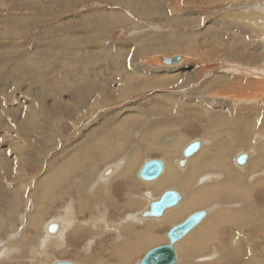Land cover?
Wrapping results in <instances>:
<instances>
[{"label":"rangeland","instance_id":"rangeland-1","mask_svg":"<svg viewBox=\"0 0 264 264\" xmlns=\"http://www.w3.org/2000/svg\"><path fill=\"white\" fill-rule=\"evenodd\" d=\"M8 1H0V264H32L37 257L32 247L40 249L39 233L43 234L46 223L50 226L52 220L63 217L70 202L75 229L69 230L61 252L51 247L53 257L48 264L59 260L124 264L126 259L129 264H139L149 250L167 243L169 229L190 213L207 209L213 214L237 206L242 213L235 222L244 225L241 230L230 225L224 213L225 219H215L199 242L190 243L189 237L201 227L179 241L177 264L183 261V247L197 251L190 259L195 264H214L219 259H223L221 264H253L255 257L264 260V250L256 246L261 232L255 230L257 221L244 214L247 208L258 209L250 215L256 219L260 210L264 212V161L251 169L249 160L243 166L236 160L242 153L255 151L258 162V147L264 145V86L261 92L251 81L263 79L245 73L248 69L264 74V0ZM105 18L109 21L102 23ZM160 55L183 59L178 65L166 66L154 60ZM185 63L189 64L178 73L170 70ZM159 72L177 77L183 73L190 79L163 77L166 81L160 83L150 78ZM241 92L256 98H231ZM218 110L240 117L248 111L250 118L245 115L233 126L220 125L216 132L212 129V134H206L216 118L212 112ZM87 125L91 126L85 131ZM194 140L205 143L202 150L190 159V167H180L177 161L183 149ZM70 145L72 153H66L71 151L67 149ZM152 158H161L166 165L170 160L176 181L155 189V184L171 177L138 178L135 173ZM118 162L128 171L123 179H130L131 189L119 180L111 183L112 195H107L111 184H96V173L100 176L103 169ZM47 169L51 171L41 178ZM71 173L73 180L81 181L80 187L70 179ZM206 175L208 179L200 183ZM15 182L26 186L16 188ZM135 188L140 195L149 192L152 196L141 199L130 194ZM171 188L180 190L185 198L192 196L194 203L180 220L164 223L166 217H162L136 223L127 219ZM96 198L106 206L97 209ZM177 208L180 211L178 206L169 211ZM98 210L105 212L109 226L92 227L90 220ZM250 233L254 241L248 248L244 238ZM147 239L158 240L151 245ZM89 240H93L91 254L84 251ZM15 242L20 243L19 249L16 247L9 260L4 253ZM236 247L241 250L237 256ZM206 256L214 258L198 260Z\"/></svg>","mask_w":264,"mask_h":264},{"label":"bare ground","instance_id":"bare-ground-1","mask_svg":"<svg viewBox=\"0 0 264 264\" xmlns=\"http://www.w3.org/2000/svg\"><path fill=\"white\" fill-rule=\"evenodd\" d=\"M1 2H7L8 0H0ZM9 2V1H8ZM256 3V2H255ZM7 5V4H6ZM113 14V13H112ZM124 13H122V14H114V15H123ZM111 15V14H110ZM111 18H113V16H110ZM105 21H109V19L108 18H105V20H102L101 22L103 23V22H105ZM101 23V24H102ZM107 24V23H106ZM106 24H104V25H106ZM1 33V32H0ZM3 33V32H2ZM77 35V34H76ZM82 35V34H81ZM147 37V36H146ZM155 40V39H154ZM123 47V46H122ZM84 50V49H83ZM163 54H165V53H163ZM160 57H162L161 55L160 56H158L157 58H154V60L155 61H160ZM151 60V59H150ZM186 60V59H185ZM189 60V59H188ZM224 61V60H223ZM161 64V63H160ZM163 64V63H162ZM189 64V63H188ZM188 64H186L185 63V65H179V66H176V67H174L173 69H171L170 68V70H176L177 71V73H178V69H180L181 68V70H184V68H185V66L186 65H188ZM230 64V63H229ZM153 65H155V64H153ZM233 65V64H232ZM167 66V65H166ZM166 66H164V68H166ZM169 66V65H168ZM234 66V65H233ZM238 66V65H237ZM149 67H150V65H149ZM155 67V66H154ZM157 67V66H156ZM245 67V66H244ZM222 68H224V65L222 66ZM246 68H248V67H246ZM257 68V67H256ZM254 69V68H253ZM252 69V70H253ZM167 70H169V69H167ZM196 70V69H195ZM260 70V69H259ZM261 70H264V66H263V69L261 68ZM192 71V70H191ZM190 71V72H191ZM194 71V70H193ZM198 71V70H197ZM197 71H195V73H197ZM243 71V70H242ZM256 71H258V70H256ZM183 72V71H182ZM233 73V72H232ZM245 73L248 75V77H252V76H255V77H261L262 79H263V82H258V81H255V80H251L252 81V83L254 84V85H257L256 87H257V89L256 90H259V91H261L262 92V90H263V86H264V74L263 75H258V74H254V72L253 71H249L248 69L245 71ZM262 73H264V72H262ZM261 73V74H262ZM180 74H181V72H180ZM183 74V73H182ZM181 74V76H174V75H177V74H170V73H159V75H153L152 77H150L151 79H154L155 81H158V82H160V83H162V82H165L166 80H163V77H173V78H175V77H177V78H179V80H180V77L181 78H184V76ZM194 74V73H193ZM217 74V73H216ZM219 74V73H218ZM260 74V73H259ZM222 75V74H221ZM189 77H191V76H189ZM245 78H247V77H245ZM244 78V79H245ZM185 79V78H184ZM190 79V78H189ZM189 79H185V80H189ZM248 79V78H247ZM146 80V79H145ZM249 80H250V78H249ZM249 80H247V81H245V82H248ZM261 80V79H260ZM262 81V80H261ZM158 82H157V84H158ZM237 82V81H236ZM171 83V82H170ZM209 83V82H208ZM251 83V82H250ZM247 84H249V83H247ZM239 85V84H238ZM206 86V85H205ZM246 86H244V88H245ZM118 88V87H117ZM242 88V87H241ZM248 88V87H247ZM243 89V88H242ZM255 90V91H256ZM157 95L158 96H162V94H158L157 93ZM157 95H155V96H157ZM250 95V94H249ZM249 95H246V93L244 94V93H242L241 92V94H238L237 96H232L231 98L232 99H240V101H243L244 99H248V100H252V99H255V98H253V96H249ZM153 96V95H152ZM169 96V95H168ZM223 96V95H222ZM224 96H226V95H224ZM223 96V97H224ZM260 96H261V94H260ZM214 97V96H213ZM213 97H211V98H213ZM216 97H217V95H216ZM218 97H220V94H218ZM222 99V98H221ZM214 100V99H213ZM75 101H77V100H75ZM149 101V100H148ZM234 101V100H233ZM15 102V101H14ZM222 103V102H221ZM234 103V102H233ZM31 107V106H30ZM224 110H218V111H213L212 113L216 116V118L215 119H213L212 120V123L210 124V127H208L207 129H205V132H206V134H212V133H209V130H211V131H213L212 129H214L215 130V132H216V130L218 129V127L221 125H225V126H233L235 123H236V121H237V118L238 119H244V117H245V115H247L246 116V118L245 119H249L250 118V112H248V111H246V113L247 114H245L244 116H242V117H240V114H236L235 113V115L233 116V115H231V114H226L225 115V112H223ZM237 112V111H236ZM238 113H239V111H238ZM58 116V115H57ZM227 118V119H226ZM252 118V117H251ZM54 122H55V120H54ZM248 123V122H247ZM54 124V123H53ZM79 124V123H78ZM76 126H78L77 125V123H76ZM91 126V125H90ZM90 126L89 125H87L86 126V128H85V131H88L89 130V128H90ZM225 126H224V128H225ZM262 126L264 127V119L262 120ZM57 128V127H56ZM227 128V127H226ZM81 129V128H80ZM45 130V129H44ZM43 130V131H44ZM47 130H50V128L48 129L47 128ZM220 130H221V128H220ZM43 131H41V132H43ZM58 131V130H57ZM60 131V130H59ZM49 132V131H48ZM50 132H52V131H50ZM49 132V133H50ZM55 132V131H54ZM53 132V133H54ZM221 132V131H220ZM223 132V131H222ZM80 133V132H79ZM86 133V132H85ZM219 133V132H218ZM55 134V133H54ZM53 134V135H54ZM83 134H84V132H83ZM219 135V134H218ZM49 139V138H48ZM255 140V139H254ZM256 140H259V138H256ZM79 140L77 139V142H78ZM23 142V141H22ZM86 142V141H85ZM203 142V141H202ZM255 143H256V141H255ZM18 145H19V143H17ZM28 144V143H27ZM70 144V143H69ZM76 144V143H75ZM204 142H203V145H202V148H203V146H204ZM24 145V144H23ZM259 145H260V143H259ZM12 146H14V145H12ZM72 146L73 145H70L69 147H67V149H69V150H71V151H68V150H66L65 152L66 153H72ZM76 146V145H75ZM78 147V146H77ZM19 148V147H18ZM55 148V147H54ZM75 148V147H74ZM163 148V147H162ZM202 148H201V150H202ZM206 148V147H205ZM204 148V149H205ZM53 149V148H52ZM77 148H75L74 149V152H75V150H76ZM166 149V148H165ZM258 149L260 150L259 151V153H260V157H258L259 159H258V162H257V160L255 161V159H254V157H253V155L255 156L256 155V153H255V151H251L252 153H249V155H250V157H249V163H250V165H249V167L251 166V169H254V168H256V166L258 165V164H260L261 162H263L264 161V152L262 153V151H264V145L263 144H261L259 147H258ZM23 150V149H22ZM160 150V149H159ZM164 150V149H163ZM200 150V151H201ZM19 151H21V149L19 150ZM199 151V152H200ZM183 152V151H182ZM198 152V153H199ZM207 152V151H206ZM258 152V151H257ZM21 153H24V151L23 152H21ZM34 153V152H33ZM60 153V152H59ZM164 153V152H163ZM197 153V154H198ZM197 154H195L194 156H192V157H190V158H188V159H184V157L182 156V158H180L177 162H178V165L180 166V167H185V166H187V167H190L191 166V164H189V161H190V159L191 158H194ZM59 155V154H58ZM163 155V154H162ZM183 155V154H182ZM21 156H22V154H21ZM31 156V155H30ZM61 156V155H60ZM67 156V155H66ZM166 156V155H165ZM18 157V156H17ZM20 157V156H19ZM209 157V156H208ZM23 158V157H22ZM32 158V157H31ZM60 158V157H59ZM70 158H72V157H70ZM236 158V157H235ZM63 159V158H62ZM74 159V158H73ZM18 160V159H17ZM17 160H14L15 161V163H17ZM22 160V159H21ZM55 160H56V158H55ZM59 160V159H58ZM58 160H56V161H58ZM61 160V159H60ZM66 160V159H65ZM72 160V159H71ZM163 160V159H162ZM29 161V160H28ZM31 161V160H30ZM29 161V162H30ZM77 161V160H76ZM164 161V160H163ZM222 161V160H221ZM236 161V160H235ZM254 161V162H253ZM20 162V161H19ZM63 162V161H62ZM84 163H85V161H83ZM94 162H96V161H94ZM165 162V161H164ZM170 160H167V163H168V165H166V163H165V165H166V168H165V170H164V172H163V175H162V177L164 176V174H166L165 176H164V178L166 177V176H170L171 178L167 181V180H164V181H162V182H160V184L158 185V186H156L157 184H155L154 186H153V188L155 187V189L156 188H158V189H161V187H164V186H166V185H168V184H171V183H173V182H175L176 180L174 179V178H172V174H171V171H172V167H171V164H170ZM177 162H176V164H177ZM211 162V161H210ZM14 163V164H15ZM31 163V162H30ZM38 163V162H37ZM53 163V162H52ZM56 163V162H55ZM23 164V163H22ZM21 164V165H22ZM25 164V163H24ZM63 164V163H62ZM78 164V163H77ZM91 164V163H90ZM247 164V163H246ZM20 165V164H19ZM28 166V165H27ZM168 166V167H167ZM16 167H18V165L16 166ZM55 167V166H54ZM60 167V166H59ZM58 167V168H59ZM123 167H125V165H123L122 163H120V162H118V163H115V164H113V165H109L108 167H106L104 170H103V172H101V174H100V176H99V178H98V180L95 182L96 184H97V182L98 183H101V184H103V185H105V186H108L109 185V183H111V181H112V179L113 178H118L120 175L119 174H122V177L123 176H125V174L126 173H128V171L127 170H124L123 169ZM21 168V167H20ZM51 168V167H50ZM206 169V168H205ZM72 170V169H71ZM51 171V169H47L46 171H45V173H44V175L43 176H41V178H43L44 179V177L46 176V174L47 173H49ZM139 171H140V169H139ZM139 171H137L135 174L137 175L138 174V178H140L139 177ZM174 171V170H173ZM203 171H204V169H203ZM44 172V171H43ZM67 172V171H66ZM168 174H167V173ZM64 173V172H63ZM115 173V174H114ZM119 173V174H118ZM17 174V173H16ZM171 174V175H170ZM67 176H69V175H67ZM96 176H98V175H96ZM113 176V177H112ZM132 176H133V173H132ZM207 176H209V175H206V177L205 176H203L202 178H200V180H201V182L200 183H203L205 180H207L208 179V177ZM210 176H211V174H210ZM22 177H23V174H22ZM54 177H56V176H54ZM73 177V176H72ZM112 177V178H111ZM11 178V177H10ZM62 178H64V177H62ZM133 178V177H132ZM137 178V179H138ZM168 178V177H167ZM49 179V178H48ZM65 179V178H64ZM67 179V178H66ZM72 179V178H71ZM75 179V178H74ZM108 179H110V180H108ZM160 179V178H159ZM162 179V178H161ZM160 179V180H161ZM11 180V179H10ZM34 180V179H33ZM38 180V179H37ZM39 180H40V178H39ZM67 180H69V179H67ZM213 180V179H212ZM12 181H14V180H12ZM16 181V180H15ZM64 181V180H63ZM125 181V180H124ZM17 182V181H16ZM16 182H15V186H16V188H24L26 185H25V183H23V186L21 187H19V186H17L16 185ZM21 182V181H20ZM80 182V181H79ZM233 182V181H232ZM236 182V181H235ZM239 182V181H238ZM22 183V182H21ZM29 183H30V181H29ZM76 183H78L77 181H76ZM131 181L129 180L128 181V189H131ZM143 183H145V182H143ZM207 183V182H206ZM212 183V182H211ZM11 184H12V182H11ZM79 184V183H78ZM96 184H94V186H96ZM198 184V183H197ZM3 185H5V186H7L6 184H3ZM77 185V184H76ZM80 185V184H79ZM93 185V184H92ZM232 185V184H231ZM29 186H30V184H29ZM93 186V189L95 188ZM56 187V186H55ZM97 187H99L100 188V186H97ZM96 187V188H97ZM185 188L187 187V186H184ZM232 187H233V185H232ZM235 187H237L238 189H239V186H237V183H235ZM9 189H10V186L8 187ZM50 188V187H49ZM14 191H15V187L13 186V188H12ZM30 189V188H29ZM35 189V188H34ZM45 189V188H44ZM101 189V188H100ZM152 189V188H151ZM176 189V188H175ZM246 189V188H245ZM7 191H8V189H6ZM22 190V189H21ZM24 190V189H23ZM49 190V189H48ZM96 190V189H95ZM102 190V189H101ZM166 190H168V189H166ZM165 190V191H166ZM176 190H178V189H176ZM198 190V189H197ZM47 191V190H46ZM180 191V190H179ZM1 192V191H0ZM5 192V191H4ZM9 192V191H8ZM24 192V191H23ZM28 192H30V191H28ZM2 193V192H1ZM12 194H14L13 192H11ZM19 193V192H18ZM106 193V192H105ZM163 193V192H162ZM182 193V192H181ZM200 193V192H199ZM8 194V193H7ZM15 194H17V193H15ZM109 194H111V188L109 189ZM108 194V195H109ZM130 194H134L135 196H139L141 199H144V198H149V197H151L152 196V194H150L149 192L148 193H145V195H140V193L138 192V189L137 188H135V191H133V193H130ZM183 194V193H182ZM34 195V194H33ZM13 196V195H12ZM161 196V195H160ZM187 196L188 195H186V198H187ZM189 197V196H188ZM192 197V196H191ZM191 197H189V200H188V202L186 203L185 202V204L183 203L185 200H186V198L184 197V195H183V199H182V201H181V203L178 205V207L179 208H181L182 209V206L184 205V207H183V209L181 210L180 209V211L178 210V208H177V210H175V209H173V210H171V211H169V210H167L166 212H165V214L163 215V217L165 218V221H164V223H173V222H176V221H178V220H180V218H182V217H184V214L188 211V210H190V209H192V206H193V200L191 201ZM27 198V197H26ZM195 198H196V196H195ZM0 199H1V197H0ZM29 199V198H28ZM158 199V198H157ZM2 200V199H1ZM4 200H6V198L4 199ZM80 200V199H79ZM154 200H156V199H151L148 203H149V205L146 207V209L145 210H142V211H137V212H135V213H131V215H129L130 216V221H132V222H136V223H143V222H148L150 219H152V217H146V218H142L141 217V215H144V213H145V211H147L148 209H149V207H150V204H151V202L152 201H154ZM210 200V199H209ZM30 201V200H29ZM146 201V200H145ZM135 204V203H134ZM144 205V204H143ZM241 205V204H240ZM129 206V205H128ZM127 206V207H128ZM134 206V205H133ZM219 206V205H218ZM217 206V207H218ZM216 207V208H217ZM221 207V206H220ZM227 207V205L225 206V208ZM234 207H236V206H234ZM254 207V206H253ZM255 208V207H254ZM224 209V208H223ZM66 211H65V213H64V215L63 216H65V218H67V217H71V218H73L72 216L74 215V213H73V211L71 210L70 211V209H65ZM197 211V210H196ZM206 212H207V215L209 216V212H211L210 210H205ZM232 211V212H231ZM257 211H258V209H253V208H251V209H246L245 210V212H244V214H245V216L249 219L250 218V220H256L257 221V225L258 226H256L255 227V230H256V232H260V235L256 238V246H257V248L258 249H261L262 251L264 250V212H263V210H260L261 211V213H260V215H257V217H256V219H252L251 218V214H255V213H257ZM35 212V211H34ZM168 213H171V214H169L168 216H167V214ZM209 213V214H208ZM224 213H227L228 214V216H229V218H230V221H229V223H230V225H233L234 227H237L236 229H242L243 228V226L244 225H242V224H240V223H237V222H235L236 221V219L238 218H235L236 217V215H238V214H240V213H242V209H240V208H238V206H237V208L236 209H229V210H217V211H215V213H213L212 214V212H211V216L208 218V220H206L207 222L202 226L201 224V226L199 225L198 226V228H196V229H199L200 227V229L195 233V234H192L196 229H194L191 233H189L186 237H188V236H190L191 234V236L189 237V242L191 243H193V241H194V243L195 242H199V239H200V237H201V234H203L204 233V230H206L207 228H208V226L209 225H211L212 223H213V221H215L216 222V220L218 221V219H220L221 217L222 218H224ZM191 214V213H190ZM189 214V215H190ZM145 216V215H144ZM65 218L63 219H61L60 218V220H52L51 221V224H50V226H49V223L46 225V228H45V234H44V229H43V236L41 237V239L39 240V243H38V245H39V247H40V249H41V251H35L34 249H37V248H35V247H33L32 248V251H35L36 253H37V255L38 256H40V257H42V256H44V258L46 259V261L47 260H49V259H51L52 257H50V256H48V254H47V252L45 253V247L47 248V247H50V246H52V244H54L55 243V239H59L60 238V236H62L61 234V231H62V229H63V224H62V222L65 220ZM76 218V217H75ZM68 219V218H67ZM70 219V218H69ZM92 220H90V222H91V224H93L94 222H96V220H97V216H93L92 218H91ZM163 219V218H162ZM216 219V220H215ZM225 219V218H224ZM223 219V220H224ZM235 219V220H234ZM62 220V221H61ZM88 220V219H87ZM260 220V221H259ZM205 221H203L202 222V224L204 223ZM220 222V221H219ZM224 222V221H223ZM233 222V223H232ZM88 222L86 221L84 224H87ZM70 224V223H69ZM106 224V223H105ZM147 224V223H146ZM72 225V224H71ZM154 225V224H153ZM153 225H151V226H148L149 228L151 227L152 228V226ZM48 226H49V231H51L52 232V228H55V230L52 232V234L50 235L49 234V231H48ZM54 226V227H53ZM68 226V225H67ZM100 227H102V226H100ZM44 228V227H43ZM97 228H99V227H97ZM104 228V227H103ZM102 228V229H103ZM96 229V228H95ZM70 230V229H69ZM63 231H64V229H63ZM47 232V233H46ZM68 232V231H67ZM66 232V233H67ZM135 233H138V232H135ZM236 233V232H235ZM132 234V233H131ZM134 235V234H133ZM240 234L238 233L237 234V237L239 236ZM59 236V237H58ZM142 236V235H141ZM58 237V238H57ZM185 237V238H186ZM121 238H123V237H121L120 235H119V237H118V240H121ZM185 238H183V239H185ZM243 238V237H242ZM167 239H168V237H167ZM182 239V240H183ZM91 240V239H90ZM89 240V241H90ZM149 242L148 243H150L151 242V245H153L154 243H155V240H158V239H147ZM201 240V239H200ZM244 240L246 241V245L245 246H247L248 248H251L252 246H253V244H252V242L254 241V239H253V234L252 233H250L248 236H246L245 238H244ZM168 241L169 240H167V243H168ZM88 242V241H87ZM91 242H93V240L92 241H90V245H87L86 247V251H89V247L91 246ZM184 242H186V241H184ZM179 243V242H178ZM178 243L176 244V249H177V252H178V254H179V247H178ZM165 244V243H164ZM189 244V243H188ZM17 245V247H18V249H19V245H20V243L19 242H17L14 246H16ZM47 245V246H46ZM196 245V244H195ZM192 247V246H191ZM194 248V247H193ZM11 249V248H10ZM16 249V248H15ZM17 249V250H18ZM128 249V248H127ZM181 249V248H180ZM8 250V249H7ZM137 250V248H135V249H133V252L134 251H136ZM199 250V249H198ZM5 251V250H4ZM11 251V250H10ZM124 251V250H123ZM233 251V250H232ZM240 248H238V247H236V249L234 250V254L237 256L239 253H240ZM13 252V251H12ZM39 252V253H38ZM129 252H130V250H129ZM181 253H182V262L180 263V264H195V263H193V260H190L193 256H194V254L197 252H195V250L193 249H191V248H182V250L180 251ZM123 254H125V253H123ZM127 254H128V251H127ZM127 254H126V256H127ZM34 255V254H33ZM253 255H256V254H254L253 253ZM125 255H124V257L125 258H127ZM129 256V255H128ZM13 257V256H12ZM254 257V256H253ZM252 257V258H253ZM213 258H214V256H210V257H208V256H206V257H204V258H202V259H200V258H198V260H201V261H204V262H210V261H212L213 260ZM90 259V258H89ZM130 259V258H129ZM128 259V260H129ZM132 259V258H131ZM204 259V260H203ZM34 260V259H33ZM179 260H180V256H179ZM225 260V259H224ZM59 261H63V260H59ZM185 261V262H184ZM223 261V259H219V260H217L214 264H221V262ZM255 264H264V260H262V259H256V257H255V260H254V258H253V260H252ZM252 261H250V262H252ZM57 262V261H56ZM124 262V264H129V262L131 263V261H127V259L125 260V261H123ZM122 262V263H123ZM179 262V261H178ZM177 262V263H178ZM41 263H44V262H42L41 261ZM47 263V262H46ZM176 263V264H177ZM199 263V262H198ZM212 263V262H211ZM253 263V264H254ZM79 264H82V263H79ZM139 264H140V262H139ZM249 264V263H248Z\"/></svg>","mask_w":264,"mask_h":264},{"label":"water","instance_id":"water-1","mask_svg":"<svg viewBox=\"0 0 264 264\" xmlns=\"http://www.w3.org/2000/svg\"><path fill=\"white\" fill-rule=\"evenodd\" d=\"M182 59V56L160 57V61L167 66L178 65ZM202 145L203 142L201 140L192 141L183 149L182 156L184 159L194 156L201 150ZM249 157L248 153H242L237 157V163L243 166L247 163ZM165 168V162L161 158H152L143 163L139 171V177L144 181H156L163 175ZM182 199L183 194L181 191L175 188L168 189L158 199L151 202L149 209L144 213L145 216L141 215V217L162 218L167 210L177 207ZM206 217L207 212L205 210H197L188 215L179 224L172 226L167 232L168 243L149 250L141 259L140 264H176L179 261L176 244L202 224ZM127 219H130V216ZM51 230L53 232L55 228ZM53 264L77 263L72 261H57Z\"/></svg>","mask_w":264,"mask_h":264},{"label":"crops","instance_id":"crops-1","mask_svg":"<svg viewBox=\"0 0 264 264\" xmlns=\"http://www.w3.org/2000/svg\"><path fill=\"white\" fill-rule=\"evenodd\" d=\"M159 73H162V72H159ZM165 73V72H164ZM145 162V161H144ZM108 167V166H107ZM104 170V169H103ZM101 172H103V171H101ZM115 174V173H114ZM119 174V173H118ZM96 175H98V173H96ZM120 176L118 177V178H113L112 179V181H111V183L112 182H116V181H119V180H123V182H125V184H127L128 185V181L130 180H128V178L126 177V179L128 180V181H124V179H123V177H122V174H119ZM72 176H74V174L73 173H71V177H70V179L75 183V184H77V186L78 187H80V185H81V181L80 180H78V179H74L73 180V177ZM131 177H132V175H131ZM99 178V176H97V179ZM112 178V177H111ZM108 180H110V179H108ZM76 181L80 184H78V183H76ZM80 181V182H79ZM111 183H109V185L111 184ZM108 185V186H109ZM119 185V184H118ZM112 186H113V184H111V187L110 188H112ZM108 195V194H107ZM109 195H112V194H109ZM98 201H99V203L96 205V207H97V209H100L99 208V205H102V206H106V203H105V201L104 202H102V201H100V198H96ZM84 202H87V201H85V200H83ZM80 202H82V201H80V200H78V203H80ZM45 204L46 203H44V205L43 206H45ZM31 205H32V207H34L35 206V204L33 203V200H31ZM70 205H71V207H70V211L72 210L73 211V213H74V206H73V203L72 202H70ZM79 206H80V204H79ZM81 206L82 207H85L86 205H83V204H81ZM45 209L46 208H44V210H43V213H44V211H45ZM146 209V208H145ZM145 209H143V210H145ZM142 211V210H141ZM104 213L105 212H101L100 210H98V215H96L97 216V220H96V222H94L93 224H92V227L93 228H96V229H100L101 227L100 226H102L103 224H105V223H107L108 224V226L110 225V223L109 222H106V215H104ZM73 218H71V217H67V218H65V216H63V217H60L61 219L63 218H65V220L62 222V224H63V229H64V231H63V229H62V231H61V235L62 236H60V238L59 239H55V243L54 244H52V246L53 247H55L56 249H58L59 250V252H61L62 250H60V249H62V247H64V245L66 244V236H67V234L69 233V229L72 231L73 229H75L74 228V223H73V221L75 220V214L72 216ZM60 218L59 219H55V220H60ZM70 218V219H69ZM62 221V220H61ZM70 223V224H69ZM72 224V225H71ZM32 225L33 226H35V224L32 222ZM47 225V224H46ZM68 225V226H67ZM83 225H87V224H83ZM97 227H99V228H97ZM46 228V227H45ZM109 228V227H108ZM198 228V227H197ZM68 231V232H67ZM67 232V233H66ZM44 233H45V229H44ZM40 234V236L42 237L43 236V234H41V233H39ZM46 235V234H45ZM40 236H38V238H37V241L39 242V240L41 239V237ZM121 236V235H120ZM59 237V236H58ZM57 237V238H58ZM16 244V242L13 244V246L12 245H10V246H8V247H6V252L4 253V255L5 256H7L8 257V259L10 260V257H11V254H14L15 253V251H17L15 248L17 247V245L16 246H14ZM47 246V245H46ZM52 246H50V247H45V253L47 252V254H48V256H50V257H53V256H51V254H50V252H49V250H51L53 247ZM52 247V248H51ZM11 248V249H10ZM33 248V247H32ZM36 248V247H35ZM86 246L84 247V251L86 252V253H88V254H91V252H90V249H89V251H86ZM90 248V247H89ZM34 249V248H33ZM11 250V251H10ZM35 251H41V249H34ZM13 251V252H12ZM39 253V252H38ZM15 255V254H14ZM0 257H2V254H0ZM91 257H94V256H91ZM90 257V258H91ZM44 258V256H42V257H40V256H38L37 255V257H35V259H34V261H33V263L32 264H35V263H37V264H48V263H46L47 261L46 260H44L43 259ZM95 258V257H94ZM41 261L42 262H44V263H41Z\"/></svg>","mask_w":264,"mask_h":264}]
</instances>
